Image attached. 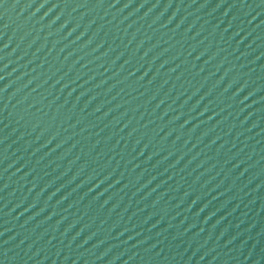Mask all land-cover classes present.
<instances>
[{"label": "water", "instance_id": "water-1", "mask_svg": "<svg viewBox=\"0 0 264 264\" xmlns=\"http://www.w3.org/2000/svg\"><path fill=\"white\" fill-rule=\"evenodd\" d=\"M0 264H264V0H0Z\"/></svg>", "mask_w": 264, "mask_h": 264}]
</instances>
